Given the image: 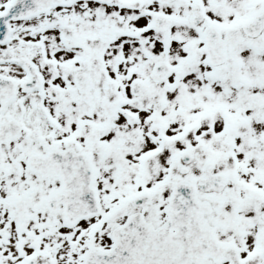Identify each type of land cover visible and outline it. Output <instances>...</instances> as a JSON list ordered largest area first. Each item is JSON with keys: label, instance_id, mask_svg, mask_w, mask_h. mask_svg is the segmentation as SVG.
Masks as SVG:
<instances>
[{"label": "snow or ice", "instance_id": "1", "mask_svg": "<svg viewBox=\"0 0 264 264\" xmlns=\"http://www.w3.org/2000/svg\"><path fill=\"white\" fill-rule=\"evenodd\" d=\"M0 264H264V0H0Z\"/></svg>", "mask_w": 264, "mask_h": 264}]
</instances>
